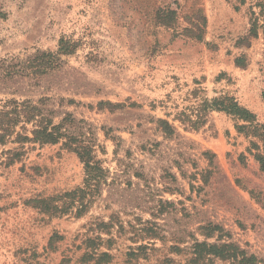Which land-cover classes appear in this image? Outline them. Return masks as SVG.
Instances as JSON below:
<instances>
[{
	"label": "rangeland",
	"instance_id": "obj_1",
	"mask_svg": "<svg viewBox=\"0 0 264 264\" xmlns=\"http://www.w3.org/2000/svg\"><path fill=\"white\" fill-rule=\"evenodd\" d=\"M43 52L61 65L35 75ZM263 91L264 0H0V99L65 119L106 174L82 216L55 215L37 199L85 180L64 141L0 166V264H191L196 240L264 262V171L244 128L264 123Z\"/></svg>",
	"mask_w": 264,
	"mask_h": 264
},
{
	"label": "trees",
	"instance_id": "obj_2",
	"mask_svg": "<svg viewBox=\"0 0 264 264\" xmlns=\"http://www.w3.org/2000/svg\"><path fill=\"white\" fill-rule=\"evenodd\" d=\"M64 48L62 45L63 52H65ZM41 57H46V59H41ZM34 59L38 61L33 66L34 71L32 70L35 75L47 74L60 67L62 62L56 55L53 56V53L47 52L38 54ZM233 106L240 109L236 103H233ZM240 110L242 114L243 112L250 113L244 108ZM244 118L249 121V125L244 126L248 135L257 139V141H252L251 153L259 163L260 169L264 171V123L257 122L253 114L246 115ZM159 126L168 135L175 132L168 120L160 119ZM80 135L68 132L65 119L56 124L54 117L46 113L45 107L32 100L0 99V166L10 167L21 161L26 154V145L29 143L44 145L57 144L61 141H64V144L74 151L84 164V185L62 194L37 199L40 209L46 213L62 215L72 211L75 206L78 207L76 215L82 216L90 203L89 194L93 193L96 188L99 189L106 180V174L95 156L93 146L87 140H83ZM10 144L13 146L9 147ZM218 228V226H213L205 234L211 236L216 230H221ZM88 241L94 243L93 238H89ZM192 249L191 264H210L216 258L221 259L223 264H264L234 242L212 243L207 240H196ZM84 256L92 257L89 252H86Z\"/></svg>",
	"mask_w": 264,
	"mask_h": 264
}]
</instances>
